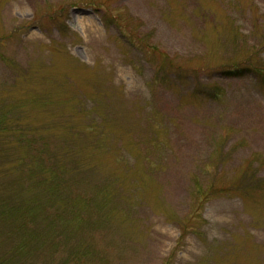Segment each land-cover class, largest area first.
Returning <instances> with one entry per match:
<instances>
[{
    "label": "rangeland",
    "instance_id": "obj_1",
    "mask_svg": "<svg viewBox=\"0 0 264 264\" xmlns=\"http://www.w3.org/2000/svg\"><path fill=\"white\" fill-rule=\"evenodd\" d=\"M6 113L62 181L34 223L2 219L0 264H264V0H0ZM67 142L78 175L52 163ZM16 146L0 184L29 181Z\"/></svg>",
    "mask_w": 264,
    "mask_h": 264
},
{
    "label": "trees",
    "instance_id": "obj_2",
    "mask_svg": "<svg viewBox=\"0 0 264 264\" xmlns=\"http://www.w3.org/2000/svg\"><path fill=\"white\" fill-rule=\"evenodd\" d=\"M78 106L73 107L71 109V112H80L78 109ZM90 108L91 109H87L88 112L95 111L93 106ZM82 110H83V107L81 108V111ZM13 119H15L14 116H9V113L0 114V134L3 135V136L0 135V139L4 140L8 144L12 143V144L17 145L15 148L17 155L14 157V159H11L12 161L13 160L15 161L11 162V165L8 167L9 168L8 171H9V174L17 173V175H20L21 173L23 174L25 173V176L27 177V180L29 181H23L22 182L23 185H21V182H18L16 184L14 183V185H16L14 186L13 184L4 185L5 180L2 179V184L0 185H2L3 187L1 186L2 188H0V195L3 193L14 192L15 190L14 187H20L21 192L23 194L25 193V195L22 194L23 195V197L21 198L22 200H16L15 202H13L10 199L3 200L2 202H0V222L4 221L2 219H5V220L10 219L9 217H13L19 214L20 219H22L23 221L27 223H34L37 217L41 215L39 214V209L37 208L39 207L41 210H43L42 204L40 203V200L38 199V195H37L38 193H36V188L34 190V187L36 186V184H38L47 190L45 186H46V183L50 185V181H49L50 178L53 179L52 181L53 186H54L55 181L58 183V180L62 181V178H61V175L59 176L58 170H56L57 175L54 172H52L50 177L45 176V172H46L45 169H40V172L38 173L37 169L39 168L36 166L34 159L30 161L28 160L31 157V147H28L29 144H26V146L22 144V141L24 140L23 135L22 134L20 135L18 131L12 129L13 123L11 124V120L13 121ZM81 120L84 122L87 121L85 117ZM80 129H77V128L70 129V132L67 134L70 138L73 137L71 140L75 141L78 138L75 136H77L81 132ZM99 131L100 129L96 130V132H99ZM7 139H10L11 143L8 142ZM68 143H70L71 150L63 149L61 153H58V149H57V152H55V155L53 156L52 163L54 164L55 168H61L62 169L61 171L64 174L71 173L74 175H78L77 174L78 168L87 166V164L90 162L88 161L86 162L83 158H81V156H79L80 151L76 147L74 148L71 142H67L65 144H68ZM18 146L20 147V149L18 148ZM17 149H19V151ZM0 158L1 159L5 158V154L3 152H0ZM72 162H73L72 167L67 168L65 163H72ZM47 172L49 173L50 170H47ZM0 176H1V173H0ZM76 219H78V216L74 215L71 220L73 222H77ZM0 227H1L0 229V235H1L2 234L1 232L4 230V228L2 226ZM27 230H29V227L25 229V232ZM12 231L13 229H10V231H8L9 232L8 235H10V237H12L13 240H16ZM37 235L38 234L34 230H31L29 235L25 239L23 240L21 239V241H19V243L15 246H12L13 244H9L10 241H8V238L3 240V242H6L9 244L6 247L2 248V249H5L4 252L6 253L5 256H7V259L10 262H12L14 261L13 259H18L24 254L30 257L31 248H34L32 243L36 244L35 239L36 237H38ZM25 251H29V253H24ZM0 263H2L1 260H0Z\"/></svg>",
    "mask_w": 264,
    "mask_h": 264
}]
</instances>
